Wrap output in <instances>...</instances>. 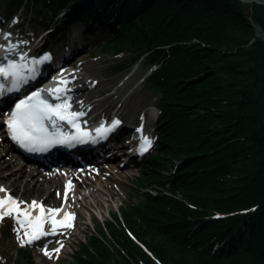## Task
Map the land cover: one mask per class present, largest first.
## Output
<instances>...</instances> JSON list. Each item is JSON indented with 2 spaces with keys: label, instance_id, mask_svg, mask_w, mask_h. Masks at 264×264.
<instances>
[{
  "label": "trees",
  "instance_id": "trees-1",
  "mask_svg": "<svg viewBox=\"0 0 264 264\" xmlns=\"http://www.w3.org/2000/svg\"><path fill=\"white\" fill-rule=\"evenodd\" d=\"M42 1L56 17L78 0ZM94 1L77 20L116 23L103 53L127 51L134 62L146 56L161 66L151 81L162 92L163 126L144 181L162 189L125 214L134 238L115 216L107 224L112 241L101 228L70 264H264L262 104L257 77L252 87L254 68L251 75L245 67L257 59L264 64V41L252 22L264 30V5Z\"/></svg>",
  "mask_w": 264,
  "mask_h": 264
},
{
  "label": "rangeland",
  "instance_id": "rangeland-1",
  "mask_svg": "<svg viewBox=\"0 0 264 264\" xmlns=\"http://www.w3.org/2000/svg\"><path fill=\"white\" fill-rule=\"evenodd\" d=\"M0 4V10H4L5 6L7 7V15L4 14V16H6L5 20H7V17H12L14 13H10L8 9L9 5L12 4V0H0ZM23 5L29 6L28 13L26 14L29 20H27L28 23L24 28V32L30 33L32 32L29 27L31 23L38 29L42 25V17H47L44 9V1L27 0L25 4L23 3ZM92 5V1H89L87 4L90 8L94 6ZM100 8L102 7L100 6ZM73 21L75 20H71V22ZM252 22L254 23L257 37L259 39H263L264 41V30L260 25L256 24L253 19ZM63 24H65V21ZM75 24L77 25L75 28V35H77V32L83 33L81 25H78L77 20L75 21ZM56 27L58 28L59 26L57 25ZM114 28L113 24V28L111 30ZM60 30L62 31V29ZM60 30L59 32H61ZM111 37L112 34H107L104 39L88 45L79 58L72 60L71 63L75 67L73 72L74 74L77 73V75H84L85 78L88 79V87L94 88L100 82L106 84L107 86L109 84L123 85L125 81L131 78L133 72L138 70V72H140L139 81L136 78L134 85H132L133 87H127L124 91L125 93L129 92V95L125 99L118 96L116 100L112 101V103L110 102L108 105L106 104V107L104 106L103 108L108 109L112 105V107L118 105V102L116 101H126V116H128V114L130 115L126 119L127 124L134 128L131 132H134L133 137L137 135L136 128L139 127V125L148 123V127H146V129L150 131L152 138L156 142V147L153 152L137 166L132 164L130 168L121 169L120 165L123 161H114V163L108 164L106 166V171L102 173L87 172V174H82L83 177H88V185L86 186L87 192L96 193L97 201L100 202V205H97L96 200L91 197L87 200V205L84 204L81 199H79L80 201L77 200L76 196H73L72 200H70L69 196H67V199L69 200L65 201V182L68 177L66 174L61 173L58 179H56L53 183L51 182L52 184L49 189L32 188L30 186L31 184H25L23 181H20L18 184H13L11 179H6L5 185L9 188L8 191L16 197H19L24 206L31 205L35 200L43 201L46 203L45 205L51 206L52 209L68 205L77 216V224L70 234L65 235L63 242H60L61 240H49L40 244L32 243L24 244L22 246L20 240L18 239L17 232L15 231L17 225L14 219L5 220L2 224H0V264H28L30 262H33L34 264H70L74 261L73 254L78 251V247L82 244H86V242H89L88 239L93 235H98L97 232L101 228L105 231L106 238L112 241L111 234L107 229V224L115 223L116 217L119 218L121 224L125 226L127 231L129 228L127 227L128 225L125 221V214L131 215L134 209L145 206L146 193L148 194L151 192L152 194H157L159 189H162V186L159 187V184L151 187L148 182L144 181L146 178L150 179V172L147 170V167L151 163V157L155 153H158V137L160 136V129L163 126L161 124L160 113L159 118L157 119H153L150 115L151 110L160 108L159 105L162 99V92L159 91L152 83L151 77L145 81L144 78L148 75V73H150V71L159 69L161 66L157 65L155 68L146 56L139 58L138 60L140 61L135 63L133 57L129 55L127 51L122 52L120 56L119 54L103 53L100 50V45L104 44ZM253 41L254 40H252L251 43ZM225 51L227 50L225 49ZM120 66H125L127 68L120 71L118 70ZM245 67L246 73L250 72L251 75L253 73L255 74L252 79V87L256 84L255 78L257 77L259 88H257L256 92L258 93V98L262 104L260 110L263 118L262 126L264 127V64L262 60L257 59L247 62ZM249 68H254V72L252 73V70ZM142 75L144 78H141ZM240 79L241 82L245 84V78L242 77ZM119 88L120 87H116V90ZM105 92L107 94L110 93L109 91ZM96 99H100V97H96ZM158 111L160 112V110ZM108 113L110 114V111H108ZM136 141L137 139L131 140L129 145L135 144ZM125 145L127 144L119 143L116 147H124ZM5 146L6 144L0 143V153L1 156L5 157L6 161L4 163L9 165L11 164L12 168L18 167L17 163L11 160L10 154L7 151L3 154ZM172 169L174 168H171V170ZM4 173L3 175H0V178L6 177V173ZM33 173L39 176L41 173L45 172ZM93 179L95 180L91 185L90 183H92ZM72 194L73 193L70 194V197H72ZM179 197H181V194H179ZM61 244L63 245L62 248L60 247ZM57 248H60L58 253L55 252V249ZM45 249L52 254V258L44 255ZM20 250L26 253L24 257H21L19 252Z\"/></svg>",
  "mask_w": 264,
  "mask_h": 264
},
{
  "label": "snow or ice",
  "instance_id": "snow-or-ice-1",
  "mask_svg": "<svg viewBox=\"0 0 264 264\" xmlns=\"http://www.w3.org/2000/svg\"><path fill=\"white\" fill-rule=\"evenodd\" d=\"M16 21H14L15 23ZM11 33L4 34V39L8 40ZM16 45L9 44L7 47L0 45V51L6 53L3 58L6 63H0V97L18 92L21 87L36 76V66L50 60L49 56L42 59L28 61L24 54L19 55V62L9 59L8 56L14 53ZM28 64L32 66L29 67ZM61 85H66L67 81H59ZM68 89L56 87L50 90L35 91L26 98L15 104L14 109L5 121L7 132L10 138L21 148L29 152H43L56 145L71 146L74 143H87L92 136L90 132L81 129L78 123L83 112H72L70 98L67 96ZM52 97L57 103H49L45 97ZM119 121H114L111 127L101 126L96 129V136L103 138L108 132L114 130ZM66 124L75 129L74 133L66 132L61 127ZM142 133V128L138 129ZM151 147V140L143 137L140 147L141 154ZM69 189L71 184H69ZM0 192L5 189L0 188ZM68 193L64 194L67 201ZM39 210V215L33 216V210ZM63 209H45L43 205L33 201L31 205L21 208V202L7 196L0 199V221L5 217H12L17 225L15 231L21 245L32 244L47 235H57L60 229H70L73 227L74 215L64 213L62 219L57 220ZM49 225L50 231L45 230V225ZM62 248L63 245L61 244ZM60 248L55 249L58 253ZM44 255L52 258V254L44 250Z\"/></svg>",
  "mask_w": 264,
  "mask_h": 264
},
{
  "label": "bare ground",
  "instance_id": "bare-ground-1",
  "mask_svg": "<svg viewBox=\"0 0 264 264\" xmlns=\"http://www.w3.org/2000/svg\"><path fill=\"white\" fill-rule=\"evenodd\" d=\"M28 8H29V6L26 5V9H25L24 12H26L28 10ZM0 15H2V14L0 13ZM76 17L77 16L74 15L71 18V20H74V18H76ZM102 21H105V20H102ZM109 28L110 27H108L107 29H109ZM142 77L144 78L143 75L141 76V78ZM61 78H62L61 80L67 81L66 85H61L59 83V80H58V81H55L50 86L51 88H49L48 90L56 88V87H65V88H67L69 90L72 87H74V88L76 87L77 90H76L75 95H79L78 97L83 99V101H84V103H85V105L87 107V110H90L91 108L94 109V110H97L100 107H104V106L106 107V104L108 105L110 102L112 103V101L116 100L118 96L120 98H122V95L126 94L124 92L125 89L127 87H130V86L133 87L132 85H134V82L136 81V78H137V80L140 78V72H138V70H135L133 72V75L131 76V78L129 80L125 81V83L123 85L122 84L121 85H119V84L118 85L117 84H109L107 86L106 84H103V83L100 82L94 88L88 87L89 82H88V79L85 78L84 75H77V73L76 74H74V73L72 74V73H69V72H64V74L61 76ZM116 87H120V88L116 90ZM113 89L116 90V92ZM105 91H107V92L109 91L110 92L109 97L106 100H103V102L97 100L96 97H98L101 94H106ZM116 102H118V104H121V101L120 102L116 101ZM125 102L126 101H124V103ZM126 103L123 105V108H122V110H124L123 116L125 118L130 116L129 114H128V116H126V114H127ZM112 106H110L108 109L112 108ZM82 110L83 109H80V111H82ZM142 127H144V128L148 127V123L145 124L144 126L143 125H139V128H142ZM129 130H130L129 132L131 133L134 129L132 130V127H131V129H129ZM133 134H134V132L130 134V137L133 136ZM7 150H8V147L5 146V149H3V152H4L3 154H5ZM124 152H127V151L124 150ZM9 154L12 157L11 159L13 161L17 162L18 167L12 168L11 164L9 165L7 163H4V162H6L5 161V157L1 156V153H0V175H3L4 172L6 173V174L4 173L5 176H6L5 178H0V188L5 189V192H0V199H6L7 196H8V195H6V193L9 192L8 191L9 188H7L6 185H5V180L6 179H11V182L13 184H18L20 181H23V183H25V184H31L30 186L32 188H48L49 189L51 187V184L56 179H58L57 177H60V174H61L60 172H55V173H50V174H48V173L42 174L41 173V175L37 176V175H35L33 173V171H28L27 172L26 169L24 171L23 166H20L22 164H20L17 161V160L20 159L17 156V154L14 153V152H9ZM121 158H122V156L119 157V160H121ZM30 167H32V166L30 165ZM67 174H68V177H67V180L65 182V190L67 191L70 200H72L73 196H76L77 200L81 199L82 202L87 205L88 204L87 200L91 197V198L96 200V204L97 205H100V202L97 201L96 193L87 192V189H86L87 187L86 186L88 185V182H87V178L88 177H83L82 174L77 173L76 171H71L70 173H67ZM95 179L92 180V183H90L91 185L93 184V181ZM69 184H71V188L70 189L68 187ZM71 193H73L72 197H70ZM67 200H69V199H67ZM41 205H43V204H41ZM40 243H41V239L38 240V241H35L33 244H40Z\"/></svg>",
  "mask_w": 264,
  "mask_h": 264
},
{
  "label": "water",
  "instance_id": "water-1",
  "mask_svg": "<svg viewBox=\"0 0 264 264\" xmlns=\"http://www.w3.org/2000/svg\"><path fill=\"white\" fill-rule=\"evenodd\" d=\"M244 3H257V4H261L264 5V0H241Z\"/></svg>",
  "mask_w": 264,
  "mask_h": 264
}]
</instances>
